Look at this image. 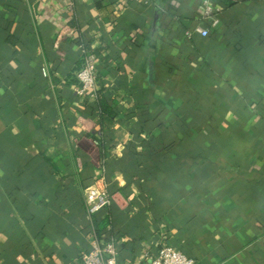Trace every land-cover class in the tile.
Instances as JSON below:
<instances>
[{
  "label": "crops",
  "instance_id": "1",
  "mask_svg": "<svg viewBox=\"0 0 264 264\" xmlns=\"http://www.w3.org/2000/svg\"><path fill=\"white\" fill-rule=\"evenodd\" d=\"M68 1L0 0V264H82L101 189L120 264H264V0Z\"/></svg>",
  "mask_w": 264,
  "mask_h": 264
},
{
  "label": "built area",
  "instance_id": "2",
  "mask_svg": "<svg viewBox=\"0 0 264 264\" xmlns=\"http://www.w3.org/2000/svg\"><path fill=\"white\" fill-rule=\"evenodd\" d=\"M73 0L68 1V9H72ZM220 7L211 4L210 0H202V17L209 20L208 26H198L196 31L202 36H207L211 28L220 24ZM82 55V64L76 72L78 84L74 86L76 94L81 97H94L97 91V67L98 56L79 46ZM44 77H49L46 66L42 67ZM110 205V198L104 189L99 190L88 202V213L96 215L106 210ZM82 264H120L119 252L114 239H104L91 233L89 236V249L82 254ZM141 264H195V259L187 256L178 248L170 244L162 245L155 255H147L145 262Z\"/></svg>",
  "mask_w": 264,
  "mask_h": 264
},
{
  "label": "trees",
  "instance_id": "3",
  "mask_svg": "<svg viewBox=\"0 0 264 264\" xmlns=\"http://www.w3.org/2000/svg\"><path fill=\"white\" fill-rule=\"evenodd\" d=\"M228 5L230 6L231 3H229ZM220 9L221 10H220V13H219L218 17L222 18L221 17V13H222L223 7L221 6ZM76 42H77V44L79 46L82 45L84 49L95 53V51L93 49H91L89 43H87L85 41H81V40H77ZM81 59H82V55H81ZM81 64H82V61H81ZM80 67H81V65L75 71L73 76L72 75L70 76V78H72V81H73L74 85L78 84V81H77V78H76L75 74L80 69ZM101 89L96 91V97H97V102L96 103H97V106L100 108V110L105 111L109 107H108V105H107V103L105 101V98H104V95L102 94V90ZM84 98H85V100H88L87 97H84ZM99 214L100 213H98L96 215H93L94 216V218H93V224L94 225H93V230L91 231V233L97 235L98 237H103L104 239H114V238H112V236L110 235V232H109V226L111 225L110 216L106 215L103 218H100V217L97 216ZM179 250H181V249H179ZM182 252L185 253L184 251H182ZM187 256H189V255H187ZM189 257H191V256H189ZM119 261L121 262L120 257H119Z\"/></svg>",
  "mask_w": 264,
  "mask_h": 264
}]
</instances>
